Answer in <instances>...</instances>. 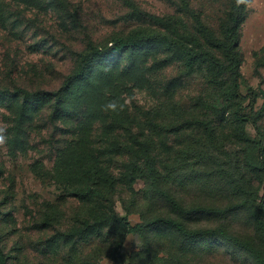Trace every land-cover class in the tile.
Listing matches in <instances>:
<instances>
[{"label": "trees", "instance_id": "16d2710c", "mask_svg": "<svg viewBox=\"0 0 264 264\" xmlns=\"http://www.w3.org/2000/svg\"><path fill=\"white\" fill-rule=\"evenodd\" d=\"M123 1L137 15L164 26V32L118 38L113 47L104 50L90 47L80 55L75 72L62 86L44 93L52 101L49 107L54 118L62 117L83 128L79 137L67 142L56 164L57 172L62 170V200L93 203L98 208L76 221L81 229L62 234V244L73 242L62 250L66 254L59 257L56 245L50 255L61 258L62 264H100L105 258H114L116 264H197L192 259L196 247L216 241L228 253L243 257L245 264H264V89L247 85L241 72V32L248 10L229 0L218 24L212 27L188 0H178L184 17L163 18L143 13L132 0ZM149 45L162 47L166 60L177 59L187 77L198 69L208 70L205 80L209 92L194 99L196 114L172 127L183 137L181 147H169L164 153L140 143L122 112L101 111L108 100L124 102L121 89H115L119 79L113 69L123 56L116 57L125 50L135 56L137 50ZM255 56L259 74L264 67V47ZM108 57L115 59L106 70L100 61ZM134 70L133 64H128L119 76L129 78ZM220 79H224L221 84ZM41 94L26 96L35 99ZM260 100L263 104L257 108ZM224 114L237 125L239 149L235 152L226 147ZM96 123L105 145L97 149L90 141ZM247 125L254 129V138L246 131ZM113 128L128 133L133 147L122 146L124 142L120 135H113ZM125 156L130 158L121 167L114 165L116 157ZM138 181L144 183L140 192L134 189ZM123 190L130 193L131 202L120 199L126 214L122 217L117 197ZM131 214H138L141 222L131 226L127 220ZM242 217L246 222L243 231L239 228ZM201 221L212 225H199ZM94 234L108 247L101 249L99 245L98 255L84 256L80 242L91 243ZM128 235L137 237L141 246L124 261L118 250ZM207 253L212 256L220 251L210 249ZM0 264H9L1 237Z\"/></svg>", "mask_w": 264, "mask_h": 264}, {"label": "rangeland", "instance_id": "374dc122", "mask_svg": "<svg viewBox=\"0 0 264 264\" xmlns=\"http://www.w3.org/2000/svg\"><path fill=\"white\" fill-rule=\"evenodd\" d=\"M132 1L147 15L184 17L178 0ZM188 1L212 27H216L229 3ZM247 10L240 42L241 72L247 85L264 89V67L259 74L256 72L255 56L264 47V0H255V6ZM138 32L161 33L164 26L137 15L123 0H0V126H6L7 134V142L0 146V237L9 264H62L59 257L66 254L62 250L73 243L62 244V234L81 229L83 226L76 221L98 211L93 203L62 200V170L58 173L56 164L67 142L79 137L83 128L62 117L54 118L49 107L52 101L44 93L58 90L75 72L80 55L90 47L111 48L116 39ZM133 55L123 51L116 58H124L113 68L119 79L115 89H121L122 100L127 101L122 116L130 119L129 129L140 143L147 144L144 146L163 153L169 147L179 149L183 137H178L172 127H179L196 114L195 100L209 92L205 80L208 70L198 69L187 77L177 59L166 60L167 53L159 45L145 46ZM113 59L100 62L106 67ZM128 64H133V76H119ZM242 92L247 95L245 86ZM34 93L42 94L35 99L26 96ZM262 104L260 100L257 108ZM229 118L227 114L222 116L223 126L227 125L225 135L233 143L227 142L226 147L235 152L239 149L237 125ZM92 129V147L103 148L100 124ZM112 131L120 135L122 146L133 147L128 133L116 128ZM246 131L255 137L251 125ZM128 158L116 157L114 165L121 167ZM134 189L140 192L144 183L138 181ZM119 193L117 211L123 217L126 214L120 199L130 204L131 195L126 190ZM189 194L192 192H181ZM127 220L131 226L141 222L138 214L129 215ZM239 224L243 231L244 217ZM199 225L212 224L201 221ZM93 237L91 243L80 242L84 256L98 255L96 249L108 247L96 234ZM56 245L60 255L52 257ZM140 246L137 237L128 235L118 253L126 261ZM196 248L192 259L197 264H245L243 257L228 253L216 241L200 243ZM210 249L220 253L211 256L207 253ZM100 264H116V260L105 258Z\"/></svg>", "mask_w": 264, "mask_h": 264}, {"label": "clouds", "instance_id": "9594fccd", "mask_svg": "<svg viewBox=\"0 0 264 264\" xmlns=\"http://www.w3.org/2000/svg\"><path fill=\"white\" fill-rule=\"evenodd\" d=\"M237 8L250 9L255 6V0H235ZM111 65L106 66V70H109ZM127 105V101L121 102L120 99H111L101 105V111L109 114H119L124 111ZM7 142L6 126H0V146Z\"/></svg>", "mask_w": 264, "mask_h": 264}]
</instances>
